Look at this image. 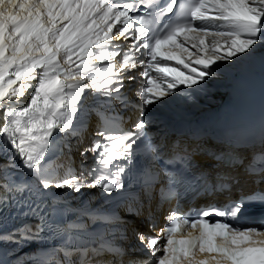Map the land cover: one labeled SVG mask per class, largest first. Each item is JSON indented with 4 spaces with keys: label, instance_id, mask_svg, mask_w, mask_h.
I'll return each instance as SVG.
<instances>
[{
    "label": "snow or ice",
    "instance_id": "snow-or-ice-1",
    "mask_svg": "<svg viewBox=\"0 0 264 264\" xmlns=\"http://www.w3.org/2000/svg\"><path fill=\"white\" fill-rule=\"evenodd\" d=\"M262 47L264 0H0V264H264V131L209 146L155 115Z\"/></svg>",
    "mask_w": 264,
    "mask_h": 264
},
{
    "label": "bare ground",
    "instance_id": "bare-ground-1",
    "mask_svg": "<svg viewBox=\"0 0 264 264\" xmlns=\"http://www.w3.org/2000/svg\"><path fill=\"white\" fill-rule=\"evenodd\" d=\"M131 91H133V89H132ZM12 247H15V245H8V248H12ZM19 254H20V255L23 254V249L21 250V252H20Z\"/></svg>",
    "mask_w": 264,
    "mask_h": 264
}]
</instances>
